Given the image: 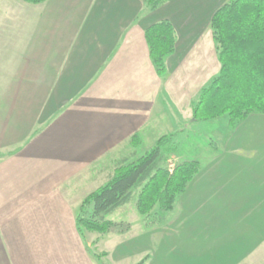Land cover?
<instances>
[{"label":"crops","instance_id":"obj_1","mask_svg":"<svg viewBox=\"0 0 264 264\" xmlns=\"http://www.w3.org/2000/svg\"><path fill=\"white\" fill-rule=\"evenodd\" d=\"M228 1L173 0L149 12L142 0H0V264L111 259L101 247L111 238L82 237L77 211L118 162L137 156L133 136L142 145L165 116L175 130L188 122L220 72L211 21ZM163 20L177 47L159 78L145 31ZM220 128L231 139L209 143L205 157L174 158L202 168L183 203L204 206L208 225L238 242L237 252L229 243L196 264H213L211 255L219 264H264V115ZM243 243L253 244L246 251Z\"/></svg>","mask_w":264,"mask_h":264},{"label":"trees","instance_id":"obj_2","mask_svg":"<svg viewBox=\"0 0 264 264\" xmlns=\"http://www.w3.org/2000/svg\"><path fill=\"white\" fill-rule=\"evenodd\" d=\"M22 1L39 5L48 0ZM172 1L142 0L149 12ZM211 28L220 64L218 76L191 104L188 122L179 131L160 137L138 160L130 161L133 154L118 162L109 181L83 200L76 216L82 237L116 230L119 225L107 216L129 204L135 194L141 217L151 216L158 205L160 212L172 213L179 197L202 170L199 162L188 161L176 163L173 172H169L168 162L175 158L179 140L208 122L224 119L235 130L250 116L264 115V0H229L214 14ZM145 38L156 75L164 78L166 60L176 52L175 28L163 20L149 27ZM130 145L135 149L140 145L138 135L131 138Z\"/></svg>","mask_w":264,"mask_h":264},{"label":"rangeland","instance_id":"obj_3","mask_svg":"<svg viewBox=\"0 0 264 264\" xmlns=\"http://www.w3.org/2000/svg\"><path fill=\"white\" fill-rule=\"evenodd\" d=\"M167 110L169 118L175 120L172 108L167 106ZM224 122L226 123L224 119L209 122L201 127L200 133L196 134L199 131L195 129L192 133L189 132L191 134L188 137H182L181 141L179 140L176 157L185 160L186 156L196 153L205 157V147H209V143L213 142L220 147L222 143L231 139L233 133L222 131L220 128ZM174 123L173 126L178 127ZM160 124V130L157 132L156 126L153 125L142 145L136 149L132 147L137 156L130 161H136L150 151L154 145L153 139L159 135L175 133L181 129L175 130L166 116ZM242 135L238 133L234 140L241 139ZM183 200L182 195L172 213L160 212L158 205L152 215L145 218L136 210L135 194L129 204L107 216L108 220L119 227L106 235L95 234L106 241L111 238L109 240L112 241L110 244L105 242L101 245L103 250L112 253L111 259L104 261L103 264H139L142 260V264H196L195 259L199 258L205 262V258L211 252L220 255L228 249L229 243L235 244V252L239 250L238 242L230 240L231 237L223 233V228L208 225L204 206H187ZM242 245L243 247L246 245V251L251 246L244 243ZM102 256L105 257L107 254L102 253ZM211 262L219 264L221 259L211 255Z\"/></svg>","mask_w":264,"mask_h":264},{"label":"built area","instance_id":"obj_4","mask_svg":"<svg viewBox=\"0 0 264 264\" xmlns=\"http://www.w3.org/2000/svg\"><path fill=\"white\" fill-rule=\"evenodd\" d=\"M175 165H176L175 160H173V159L169 160V162H168V169H169V172L170 173H172L173 170L175 169Z\"/></svg>","mask_w":264,"mask_h":264}]
</instances>
